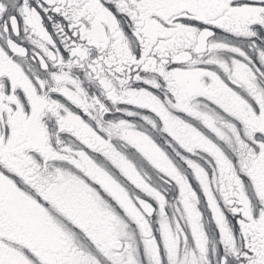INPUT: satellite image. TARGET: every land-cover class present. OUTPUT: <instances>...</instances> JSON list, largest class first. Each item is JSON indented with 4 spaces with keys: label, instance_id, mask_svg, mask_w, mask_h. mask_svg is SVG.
<instances>
[{
    "label": "snow or ice",
    "instance_id": "6c2138e0",
    "mask_svg": "<svg viewBox=\"0 0 264 264\" xmlns=\"http://www.w3.org/2000/svg\"><path fill=\"white\" fill-rule=\"evenodd\" d=\"M0 264H264V0H0Z\"/></svg>",
    "mask_w": 264,
    "mask_h": 264
}]
</instances>
